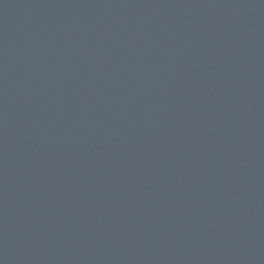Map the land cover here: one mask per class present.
Masks as SVG:
<instances>
[{
	"label": "water",
	"instance_id": "1",
	"mask_svg": "<svg viewBox=\"0 0 264 264\" xmlns=\"http://www.w3.org/2000/svg\"><path fill=\"white\" fill-rule=\"evenodd\" d=\"M0 264H264V0H0Z\"/></svg>",
	"mask_w": 264,
	"mask_h": 264
}]
</instances>
